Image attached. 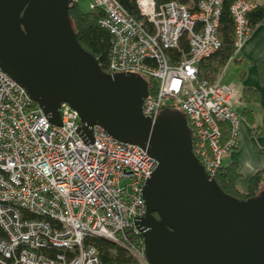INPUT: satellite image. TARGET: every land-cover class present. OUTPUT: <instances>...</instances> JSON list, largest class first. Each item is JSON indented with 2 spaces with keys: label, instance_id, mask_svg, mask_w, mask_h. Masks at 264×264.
Wrapping results in <instances>:
<instances>
[{
  "label": "built area",
  "instance_id": "2783aa9c",
  "mask_svg": "<svg viewBox=\"0 0 264 264\" xmlns=\"http://www.w3.org/2000/svg\"><path fill=\"white\" fill-rule=\"evenodd\" d=\"M102 10L99 25L111 36L104 73L134 74L155 85L142 103L154 122L164 109L181 113L192 151L205 173L223 167L244 118L230 105L232 90L199 74V63L216 53L224 0L158 6L138 0V16L116 0H85ZM256 5L230 6L236 52L250 33ZM182 41L186 54L176 55ZM53 125L24 88L0 68V264H101L86 239L101 238L149 264L136 223L146 215L143 188L157 162L139 146L124 144L93 126L91 139L69 105ZM230 135L221 141V125ZM130 234V235H129Z\"/></svg>",
  "mask_w": 264,
  "mask_h": 264
},
{
  "label": "water",
  "instance_id": "95a60500",
  "mask_svg": "<svg viewBox=\"0 0 264 264\" xmlns=\"http://www.w3.org/2000/svg\"><path fill=\"white\" fill-rule=\"evenodd\" d=\"M70 2L0 0L1 70L53 125L67 104L90 139L99 126L157 162L143 188L146 215L136 223L149 264H264V190L244 201L226 195L195 158L181 113L144 117L148 83L101 70L77 41Z\"/></svg>",
  "mask_w": 264,
  "mask_h": 264
},
{
  "label": "trees",
  "instance_id": "16d2710c",
  "mask_svg": "<svg viewBox=\"0 0 264 264\" xmlns=\"http://www.w3.org/2000/svg\"><path fill=\"white\" fill-rule=\"evenodd\" d=\"M118 1L129 13L138 16L137 1L138 0H116ZM160 6L169 2H177L181 5H186L192 8L197 0H154ZM236 0H224L222 5V14L218 26V38L221 43L220 49L199 63V74L201 76H209L213 81L215 76L219 74L228 61L236 53L235 47V24L230 14V6ZM252 1V0H250ZM68 15L71 20L73 29L76 33V38L80 46L89 53L92 57L97 59L102 71H105V65L108 61V55L111 47V36L103 28L100 27L99 21L103 18L102 10L94 9L89 12H83L77 0H71L68 7ZM250 31L258 24L264 22V5H256L253 12L247 16ZM188 45L182 41L180 48L175 52L177 55L186 54ZM259 77L261 83L264 84V60L259 64ZM149 94H154L155 85L153 82L148 83ZM246 101L256 103L257 93L253 90H246L244 92ZM248 115L249 122L252 123L251 112L245 113ZM250 116V117H249ZM221 141L226 142L230 135L229 126L222 124L221 127ZM240 178L237 167L229 165L222 167L215 175L214 180L219 188L228 196L235 197L239 200H247L255 197L261 190V185L264 183V171H260L251 176L248 180L247 190L241 193L236 188V183ZM130 235V234H129ZM142 240L141 235L129 236V242ZM86 244H91L96 248L97 256L101 264H137L127 253L125 249L116 244L101 239L89 238L86 239Z\"/></svg>",
  "mask_w": 264,
  "mask_h": 264
},
{
  "label": "crops",
  "instance_id": "0c3cea01",
  "mask_svg": "<svg viewBox=\"0 0 264 264\" xmlns=\"http://www.w3.org/2000/svg\"><path fill=\"white\" fill-rule=\"evenodd\" d=\"M252 2L264 5V0ZM263 60L264 22L251 29L240 49L219 72L220 83L232 90V109L244 118L234 148L223 158L224 167H237L240 178L236 188L241 193L246 192L251 176L264 171V84L259 77V64ZM246 90L257 93L256 103L246 101ZM247 112H251L252 123L248 119L250 114H245Z\"/></svg>",
  "mask_w": 264,
  "mask_h": 264
},
{
  "label": "rangeland",
  "instance_id": "374dc122",
  "mask_svg": "<svg viewBox=\"0 0 264 264\" xmlns=\"http://www.w3.org/2000/svg\"><path fill=\"white\" fill-rule=\"evenodd\" d=\"M81 10L83 12H86L88 13L89 12V6H88V2L85 1V0H77ZM222 69V68H221ZM261 187V190H264V183L260 186Z\"/></svg>",
  "mask_w": 264,
  "mask_h": 264
}]
</instances>
